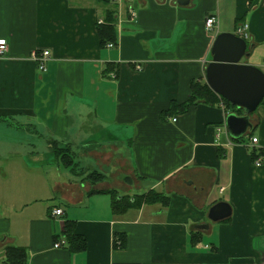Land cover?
<instances>
[{
    "label": "crops",
    "instance_id": "crops-1",
    "mask_svg": "<svg viewBox=\"0 0 264 264\" xmlns=\"http://www.w3.org/2000/svg\"><path fill=\"white\" fill-rule=\"evenodd\" d=\"M107 10L116 49L100 43ZM210 17L217 24L209 33ZM243 24L252 47L242 64L258 67L264 0H192L187 8L173 0H0V39L11 45L0 60V264H10L9 248L24 249L25 264H264V164L255 166L264 156V101L240 141L226 119L245 114L222 103L167 112L191 100L193 83L207 85L215 39ZM35 50L51 52L45 74L29 59ZM53 143L103 183L73 175ZM93 190L131 198L155 191L171 201L115 215L112 196ZM220 202L232 216L209 224ZM66 221L87 241L84 252L54 248L66 240Z\"/></svg>",
    "mask_w": 264,
    "mask_h": 264
},
{
    "label": "water",
    "instance_id": "water-1",
    "mask_svg": "<svg viewBox=\"0 0 264 264\" xmlns=\"http://www.w3.org/2000/svg\"><path fill=\"white\" fill-rule=\"evenodd\" d=\"M173 1L179 7L187 8L192 0ZM251 47L247 40L236 34H220L213 44L212 62L205 74L209 88L245 114H230L226 119V129L233 140H240L253 131L250 116L264 101V72L258 67L242 64L243 59L250 57ZM231 216L232 208L225 202L217 203L208 213V219L212 223L225 221ZM208 228L198 227L202 231Z\"/></svg>",
    "mask_w": 264,
    "mask_h": 264
},
{
    "label": "trees",
    "instance_id": "trees-1",
    "mask_svg": "<svg viewBox=\"0 0 264 264\" xmlns=\"http://www.w3.org/2000/svg\"><path fill=\"white\" fill-rule=\"evenodd\" d=\"M254 3V0H249V5L252 6ZM113 12L111 10H107L104 24L98 26V33L100 38L101 47H107L109 44H115V30L113 26L111 25L113 23ZM111 70H108L109 72ZM192 97L191 100L187 104L182 105H175L176 103L173 102L170 104V107L168 109V114L175 113L176 111L179 113L181 110L184 111L186 108H188L190 105L195 104L196 102H204L208 105H219L223 104L224 108L229 112L231 110H238L236 107H233L230 105V103L216 95L208 85L201 84V83H193L191 87ZM181 108V109H179ZM242 111V110H238ZM243 112V111H242ZM240 141V140H238ZM53 143L51 148L53 149L56 158L58 161L70 172L75 175L76 177H82L83 181H87L88 179L83 178V176H86L87 174H91V178H94L97 176L100 178L98 182L91 181L92 185H96L100 181L104 180V175L97 172H88L81 170L77 163H75L74 158L72 154L70 153V150L67 148L59 149L57 145ZM87 178V177H86ZM90 181V180H89ZM105 194L108 192H99L96 190H93L90 192V195L95 194ZM112 196V212L115 215L124 214L129 209H140L143 205H155L160 204L164 207H168L170 205V198L165 196L164 194L157 193L155 191H150L147 194L135 196L133 198L128 196H121L117 194L115 191H109V193ZM64 236L66 237L67 241V249H69L72 253H79L84 252L87 248V241L76 234V224L72 221H66L63 229ZM7 258L8 262L10 264H25L27 255L26 251L21 248H9L7 250Z\"/></svg>",
    "mask_w": 264,
    "mask_h": 264
},
{
    "label": "built area",
    "instance_id": "built-area-1",
    "mask_svg": "<svg viewBox=\"0 0 264 264\" xmlns=\"http://www.w3.org/2000/svg\"><path fill=\"white\" fill-rule=\"evenodd\" d=\"M111 2H116L117 0H109ZM120 1V0H118ZM131 15L133 18H135L137 16V12L134 9H131ZM104 21L101 20L99 21V25H103ZM217 24V19L216 17H210L206 20L205 22V30L206 32H212L214 31V28ZM249 25L248 24H243L239 27L238 31H237V36L248 40L249 39ZM107 48L109 49H116L117 45L115 44H109L107 46ZM11 53V45L9 44V42L6 39H0V60L5 59V57H8ZM30 61L34 62L37 65V68L39 70V72H41L42 74H45L47 72V66L51 60V52L49 50H35L31 53L30 57H29ZM137 72L142 71V66L141 65H137L135 67ZM115 77V76H114ZM222 106H224L222 104ZM173 123L177 122V118H174ZM251 145L252 147H254L255 149L259 148V140L258 138H252L251 139ZM257 153L259 152V150H256ZM258 158L257 160H255V166L260 168L263 164H264V156H262V154L258 153ZM52 216L55 218H60L63 216V210L60 208H55L52 211ZM66 240L65 238H63L60 242L58 241L54 248L55 249H61L62 247L67 246L66 245ZM207 250H210L209 246L205 247Z\"/></svg>",
    "mask_w": 264,
    "mask_h": 264
},
{
    "label": "rangeland",
    "instance_id": "rangeland-1",
    "mask_svg": "<svg viewBox=\"0 0 264 264\" xmlns=\"http://www.w3.org/2000/svg\"><path fill=\"white\" fill-rule=\"evenodd\" d=\"M128 1H130V2H132L133 0H128ZM247 61V59H244L243 60V62H246ZM258 68L260 69V67H262V65H264L263 63H264V59H263V56H259L258 57ZM261 71H264V68H261L260 69ZM91 176V174L89 173V174H87L86 176H83V178H85V179H88L87 181H85L86 183H89V184H91L92 182L91 181H95V182H98L99 180H100V178H98L97 176H95L94 178H91L90 177ZM87 177V178H86ZM90 180V181H89ZM103 181L104 180H102V181H100L99 183H97L96 185H92V186H98L99 184H101V183H103ZM146 187V186H145ZM143 189H148V188H144L143 187ZM141 191H144V190H141ZM141 191H139V192H136V193H138V195H139V193H142ZM121 196H123V195H121ZM207 222L209 223V224H216V223H212L209 219L207 220Z\"/></svg>",
    "mask_w": 264,
    "mask_h": 264
}]
</instances>
